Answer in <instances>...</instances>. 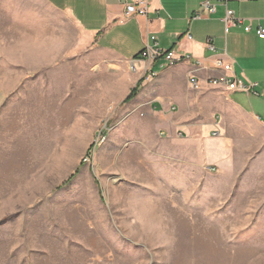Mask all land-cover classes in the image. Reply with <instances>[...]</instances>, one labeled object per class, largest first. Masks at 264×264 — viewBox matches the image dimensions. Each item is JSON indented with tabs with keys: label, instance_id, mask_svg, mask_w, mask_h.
Returning <instances> with one entry per match:
<instances>
[{
	"label": "rangeland",
	"instance_id": "374dc122",
	"mask_svg": "<svg viewBox=\"0 0 264 264\" xmlns=\"http://www.w3.org/2000/svg\"><path fill=\"white\" fill-rule=\"evenodd\" d=\"M81 37L0 0V264H264V124L189 135Z\"/></svg>",
	"mask_w": 264,
	"mask_h": 264
},
{
	"label": "crops",
	"instance_id": "0c3cea01",
	"mask_svg": "<svg viewBox=\"0 0 264 264\" xmlns=\"http://www.w3.org/2000/svg\"><path fill=\"white\" fill-rule=\"evenodd\" d=\"M41 1L74 22L82 34L80 41L105 55L111 65L134 61L140 72L134 87L144 79L135 101H148L155 111L172 114L189 135L198 132L197 121L206 113L209 123L202 124L201 130L208 126L229 133L230 122H234L239 131H251L253 127L243 125L242 120L252 121L253 130H260L264 124V39L256 33L259 25L264 27V0H233L228 4L245 24L251 25L249 32L242 26L227 28L223 20L225 6L220 3L215 14L205 12L195 18L203 11L205 0H149L146 14L132 16H126L125 10L134 0ZM147 45L191 58L174 65L163 58L141 59ZM219 61L232 63L233 71L224 70ZM152 70L157 75L147 78ZM226 75L258 82V94L248 96L208 83ZM193 80L198 81L199 88H193ZM217 114L221 115L218 125L214 122ZM248 135L257 137L261 133L252 131Z\"/></svg>",
	"mask_w": 264,
	"mask_h": 264
},
{
	"label": "built area",
	"instance_id": "2783aa9c",
	"mask_svg": "<svg viewBox=\"0 0 264 264\" xmlns=\"http://www.w3.org/2000/svg\"><path fill=\"white\" fill-rule=\"evenodd\" d=\"M230 1L233 0H205L203 2V11L198 12L195 15V18H201L204 13L207 14H215L217 12V3H220L225 6V14H224V22L227 28L234 27V26H242L246 32L251 30L250 24H245L244 19L236 14V12L231 9L228 4ZM238 1H249V0H238ZM149 9V0H134L131 3H127L125 15L132 16L137 14H146ZM257 35L259 38L264 39V27L259 25L257 31ZM190 38L192 37L190 34L188 35ZM153 39H156L153 36ZM141 59H149L150 61H155L159 58H163L167 63L173 65V63H178L183 60H188L191 57L178 54L174 50H170L167 52H163L159 48H151L150 46H146L145 49L142 50L140 54ZM219 66L224 68L226 71H233V64L232 63H223L222 61L218 62ZM132 69H136L134 61L130 64ZM154 70L147 76V78H153L155 76ZM209 84L217 87H224L229 91H239L251 96L252 94H258L257 88L259 86L258 82H253L250 80H235V75L232 76H223L220 78H213L208 81ZM192 86L194 89L199 88L198 81L193 80ZM214 134H218V132H214Z\"/></svg>",
	"mask_w": 264,
	"mask_h": 264
},
{
	"label": "trees",
	"instance_id": "16d2710c",
	"mask_svg": "<svg viewBox=\"0 0 264 264\" xmlns=\"http://www.w3.org/2000/svg\"><path fill=\"white\" fill-rule=\"evenodd\" d=\"M142 81H143V79H141L138 82L137 86L132 89L131 93L128 95V97L125 99V101H130L137 95L139 88H140L139 85H141Z\"/></svg>",
	"mask_w": 264,
	"mask_h": 264
},
{
	"label": "bare ground",
	"instance_id": "6f19581e",
	"mask_svg": "<svg viewBox=\"0 0 264 264\" xmlns=\"http://www.w3.org/2000/svg\"><path fill=\"white\" fill-rule=\"evenodd\" d=\"M176 64V63H173V65ZM157 75V73L155 72V76ZM153 76V77H155ZM235 80H242V79H239V78H235Z\"/></svg>",
	"mask_w": 264,
	"mask_h": 264
}]
</instances>
